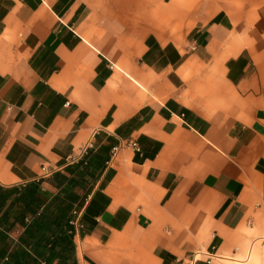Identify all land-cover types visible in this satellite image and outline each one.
I'll use <instances>...</instances> for the list:
<instances>
[{
    "label": "crops",
    "instance_id": "crops-1",
    "mask_svg": "<svg viewBox=\"0 0 264 264\" xmlns=\"http://www.w3.org/2000/svg\"><path fill=\"white\" fill-rule=\"evenodd\" d=\"M31 188L73 251L10 264H264V0H0V216Z\"/></svg>",
    "mask_w": 264,
    "mask_h": 264
},
{
    "label": "trees",
    "instance_id": "trees-1",
    "mask_svg": "<svg viewBox=\"0 0 264 264\" xmlns=\"http://www.w3.org/2000/svg\"><path fill=\"white\" fill-rule=\"evenodd\" d=\"M84 169L87 166H83ZM60 183H65L68 178L59 174ZM44 193V192H43ZM11 195L6 193L4 190H0V206L6 204V201L10 199ZM18 202L22 201V208L17 212V217H13L14 220H10L8 208L5 210L4 214L0 216V264H10L9 261L13 252L16 249V246L12 245L10 241V232L12 227L16 223H20L25 227V237L27 238L25 243L29 242L28 238L34 236V229L31 225H39L42 228H47L42 236L40 241L43 242L50 251H55L57 246L62 244L67 245L73 251V226L69 225L71 221V207L68 203L63 202V199L58 198L53 201L52 214H46L41 211L43 206H46L49 202L42 195L40 190L31 188L28 189L27 193L21 194ZM13 203L9 206L12 207ZM33 218H30V216ZM48 216V217H47ZM30 218V219H29ZM29 219V221H27ZM47 219H50V223L47 224ZM9 221V223H8ZM70 251V252H71ZM62 259V258H61ZM39 264H51L48 260H42ZM59 264H76L73 261L69 262H60Z\"/></svg>",
    "mask_w": 264,
    "mask_h": 264
},
{
    "label": "built area",
    "instance_id": "built-area-1",
    "mask_svg": "<svg viewBox=\"0 0 264 264\" xmlns=\"http://www.w3.org/2000/svg\"><path fill=\"white\" fill-rule=\"evenodd\" d=\"M132 145L137 149V150H139V147H138V145L136 144V143H132ZM119 150V147H116V148H114V150H113V154H116V152ZM43 170L45 171L46 169H45V167H43ZM75 214V216H76V219L75 220H72L70 223H71V225H74V226H76V225H78L79 224V218H80V213L79 212H75L74 213ZM205 255H207V254H205ZM209 258L211 257L210 255H207ZM211 259V258H210ZM209 259V260H210Z\"/></svg>",
    "mask_w": 264,
    "mask_h": 264
}]
</instances>
